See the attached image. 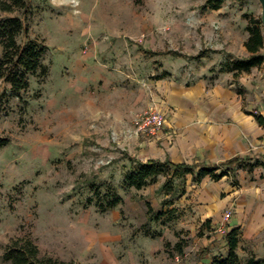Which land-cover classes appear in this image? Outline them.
<instances>
[{"label":"rangeland","instance_id":"1","mask_svg":"<svg viewBox=\"0 0 264 264\" xmlns=\"http://www.w3.org/2000/svg\"><path fill=\"white\" fill-rule=\"evenodd\" d=\"M206 2L29 0L26 15L0 13L25 23L20 44L37 39L48 47L47 76L29 77L21 99L0 82V138L10 140L0 148V264H9L2 255L10 241L26 237L41 256L77 264H199L208 241L223 248L225 234L198 213L207 202L197 194L212 184L188 178L186 194L170 208L163 205V176L140 191L123 186L130 159L160 151L134 134L135 115L163 100L164 71L178 75L186 66L184 56L145 51L205 50L208 69L228 55L240 59L243 15L260 18L256 1L224 0L219 11L205 9ZM109 188L122 202L102 214L93 191ZM144 201L155 212L173 209L174 220L149 223Z\"/></svg>","mask_w":264,"mask_h":264},{"label":"crops","instance_id":"2","mask_svg":"<svg viewBox=\"0 0 264 264\" xmlns=\"http://www.w3.org/2000/svg\"><path fill=\"white\" fill-rule=\"evenodd\" d=\"M246 26L240 59L249 56L244 47L249 37ZM185 44L193 46H188V41ZM198 53L186 50V66H182L180 73L164 71L167 76L159 77V81L169 80L162 82L163 100L154 104L164 114L166 127L154 139L160 151L147 160L213 166L239 159L240 163L233 167V177L230 176L235 179L234 185L228 181L229 176L218 182L205 178L198 184H212L211 189L199 190L201 194H197L207 202L198 211L201 223L209 221L207 226L216 232L224 224L225 212L231 213L225 224L223 248L217 250L208 241L209 254L199 264H211L213 257L226 256V235L235 230L239 233L237 253L241 261L249 254L264 258V126L255 119L256 115L264 118L263 71L255 68L234 79L232 73L219 72L225 58L212 65L217 69L204 68L207 56L197 60L186 58Z\"/></svg>","mask_w":264,"mask_h":264},{"label":"trees","instance_id":"3","mask_svg":"<svg viewBox=\"0 0 264 264\" xmlns=\"http://www.w3.org/2000/svg\"><path fill=\"white\" fill-rule=\"evenodd\" d=\"M241 1V0H239ZM224 4V0H207L205 9L218 11ZM29 8V0H0V13H23L26 15ZM247 21L246 32L248 39L244 44L249 56L245 59L234 58L228 55L220 64V73H232L233 78L237 79L244 73H250L255 68L264 66V35L260 18H252L243 15ZM28 33V28L19 17L0 18V82L10 86L11 95L21 99L22 94L29 89V77H45L48 74V67L43 64L48 47L37 39H28L24 44L18 42V38ZM146 54H171L175 58L183 57L180 53H155L145 51ZM206 51L201 50L195 56L186 57L189 60H197L205 56ZM185 57V56H184ZM166 73L162 77H166ZM256 121L264 126V118L256 115ZM8 138H0V148L9 144ZM133 162L132 169L124 176L123 186L125 190L134 189L140 191L159 177L166 178L161 192L168 198L163 201L167 207L173 206V201L185 195L187 178H191L193 184H200L205 178L218 182L227 176H232L233 167L239 164V159H231L221 165L207 166L205 164H171L169 161L149 159L145 162L130 159ZM233 177V176H232ZM95 207L99 213H107L119 204L121 197L111 188L105 193L94 190ZM91 201V199L89 200ZM146 214L149 223H163L167 218V223L174 220L173 212L160 210L153 211L149 202L144 201ZM165 224V223H164ZM209 224V221L204 223ZM148 235V231L145 233ZM239 244V233L237 230L231 231L226 235V256H216L212 258L211 264H264V258H257L253 254L247 255L241 261L237 253ZM177 251L182 253V246L177 245ZM4 262L9 264H77L72 261H63L50 256H41L37 245L29 238H15L5 247L2 255Z\"/></svg>","mask_w":264,"mask_h":264},{"label":"built area","instance_id":"4","mask_svg":"<svg viewBox=\"0 0 264 264\" xmlns=\"http://www.w3.org/2000/svg\"><path fill=\"white\" fill-rule=\"evenodd\" d=\"M134 134L142 135L148 139H156L166 127V118L164 114L156 108L137 113L133 120ZM231 213L228 211L223 216L224 224L216 229L218 234H226L225 224L229 222Z\"/></svg>","mask_w":264,"mask_h":264},{"label":"water","instance_id":"5","mask_svg":"<svg viewBox=\"0 0 264 264\" xmlns=\"http://www.w3.org/2000/svg\"><path fill=\"white\" fill-rule=\"evenodd\" d=\"M243 1H256L259 3L261 7L260 21L262 25V33L264 35V0H243ZM262 77L264 79V71H263Z\"/></svg>","mask_w":264,"mask_h":264}]
</instances>
